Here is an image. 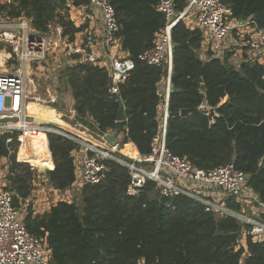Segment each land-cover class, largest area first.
<instances>
[{"label": "trees", "instance_id": "obj_1", "mask_svg": "<svg viewBox=\"0 0 264 264\" xmlns=\"http://www.w3.org/2000/svg\"><path fill=\"white\" fill-rule=\"evenodd\" d=\"M109 1L121 25L117 36L122 50L134 60L135 69L120 85L119 95L110 92L107 70L92 64L67 66L62 81L71 90L81 118L91 117L101 132H124L127 127V141L145 156L151 153L158 132L168 70L150 66L139 56L153 46L166 18L157 9L160 0ZM222 1L232 8L236 19L253 18L264 28V0ZM72 2L74 7L89 4V0ZM177 3L182 10L183 1ZM0 9L11 18L31 19L33 28L41 33L57 24L70 42L87 28L77 27L69 18L66 0H13ZM172 39L167 147L205 170L234 163L248 175V187L264 200V63H233L231 52L222 59L204 60L201 31L184 22L174 27ZM119 100L125 107L124 122L117 119ZM204 102L208 112L181 115L183 109H198ZM47 137L54 163L44 136L43 146L53 168L47 172L49 182L57 191H72L77 144L55 133ZM20 145L17 131L0 136V158L9 161L11 185L7 189L26 201L38 163L34 156L25 158L29 163L19 162ZM106 163L105 181L80 188L81 207L74 201H60L50 211L34 214L29 205L25 225L30 233L46 240L52 264H264V241H253L248 235L250 225L208 212L202 202L186 195L162 197L152 181L146 182L139 197L128 196L129 169L113 160ZM226 202L236 212L243 210L232 198ZM16 203L20 205L17 199ZM258 219L264 222V215ZM244 239L246 246L242 245Z\"/></svg>", "mask_w": 264, "mask_h": 264}, {"label": "built area", "instance_id": "obj_2", "mask_svg": "<svg viewBox=\"0 0 264 264\" xmlns=\"http://www.w3.org/2000/svg\"><path fill=\"white\" fill-rule=\"evenodd\" d=\"M181 1L184 3L182 10L178 9L177 0L159 1L157 9L164 14L166 24L156 34L153 46L139 56L140 61L150 66L167 67L168 70L166 84L162 89L164 101L158 113L159 128L152 141L151 153L142 156L136 145L127 141V127L124 132H119L116 144L112 145L106 136L114 130L101 132L93 119L81 118L74 107H70L66 118L62 119L64 127L54 125V131L49 133L59 134L77 144L73 151L76 164L74 188L105 181L108 174L106 161L113 160L129 169L131 181L127 189L128 196L139 197L146 182L152 181L162 197L186 195L196 199L206 206L208 212L232 216L250 225L248 235L254 242H262L264 222L257 218L264 215V200L250 194L252 190L248 187V175L239 171L234 163L211 170L193 166L186 157L174 154L167 147V131L174 27L184 22L189 28L201 31L202 58L206 61L224 58L231 52L232 42L236 37L239 38L244 46L239 63H264V28H259L253 18L236 19L232 8L222 0ZM66 3L71 14L73 2L66 0ZM75 8L94 10L97 13L102 24L100 35L86 29L70 42L59 25H55L54 29L51 25L47 33H41L33 28L31 19L25 16L11 18L0 9V53L3 55L0 67L4 68L0 70V119H17V124L0 122V136L15 131L26 135L28 127H32L24 110L27 111V102L33 94L30 85L34 84V66H51L54 61L58 63L64 60L67 66L85 63L105 68L111 78L110 92L114 95H119L120 85L126 82L135 69L133 59L129 56L119 57L114 52V49L120 50L122 47L117 36L121 25L112 3L109 0H89L87 6ZM80 34L83 35L80 37ZM62 45L64 49L60 50ZM100 45L102 50L97 54ZM198 110L208 112L210 108L204 102ZM90 125L99 133H94ZM29 132L39 133L36 127ZM7 141L10 143L11 139ZM23 145L21 137L20 147ZM127 146H133L138 154L131 156L123 152ZM230 198L240 204L252 202L253 217L229 208L226 201ZM16 199L20 205H17ZM27 202L28 199L22 201L8 189H0V264H52L46 240L30 233L25 225L27 212L24 204Z\"/></svg>", "mask_w": 264, "mask_h": 264}, {"label": "rangeland", "instance_id": "obj_3", "mask_svg": "<svg viewBox=\"0 0 264 264\" xmlns=\"http://www.w3.org/2000/svg\"><path fill=\"white\" fill-rule=\"evenodd\" d=\"M10 1L13 0H0V5ZM86 11L88 10L85 8L77 9L74 7L72 8L71 14L69 13V18L79 24L86 14L88 15ZM90 12V15L94 18L96 12L94 10H91ZM55 25L57 24H53L52 29L56 27ZM32 31L33 29L31 28V32ZM61 49H64L63 45L60 50ZM52 63L53 64H51V66L43 65L40 68H37L38 66H34L32 72L34 74V84L32 83L30 87H32L33 94L30 96L31 99L27 102V108L28 115L32 121L29 122L31 123V126L36 127L39 133L34 134L29 132L25 135L23 132H19L20 137H22V139L25 137V140L23 147H20V151L17 154L18 161L27 163L28 161H26L25 158L31 159V156H34L35 158L37 157L36 163H38V165H36L38 170L35 180L33 181L31 196L29 197L28 202L24 204L27 213L29 205L32 206L34 214H44L50 211V209L60 201H74L81 207V187H75L72 191L67 190L60 192L51 186L47 177V172L53 168L49 167L48 154L45 146H43L44 136L47 138L49 132L54 131L53 129H55V126L52 122L43 123L45 119L43 112H47L43 110H45L44 108H47L48 112L54 111L59 119L62 120L66 118L65 115L68 114L69 108L74 107V99L71 90L66 87L62 81V74L67 65H65L64 60H62V62L57 63V61H54ZM32 104L35 105L34 108H32ZM40 106H42V108H40ZM64 106H66L67 110H64ZM90 126L94 133H99L92 125ZM119 139H121V136H119ZM31 141H37L39 144L43 143V145H34ZM48 152L53 163L49 144ZM10 185L9 161L6 158H0V189L6 190ZM252 208V202L245 204L244 213L253 217L251 211Z\"/></svg>", "mask_w": 264, "mask_h": 264}, {"label": "crops", "instance_id": "obj_4", "mask_svg": "<svg viewBox=\"0 0 264 264\" xmlns=\"http://www.w3.org/2000/svg\"><path fill=\"white\" fill-rule=\"evenodd\" d=\"M88 11L90 12L91 10H88ZM88 11H86L88 13V15L86 14V16L83 18V20L81 22H79V24L78 23L77 24H78V26L87 25L86 29L93 30L94 32L96 31L100 35V32L102 30L101 19L98 17L97 13H96L95 17L93 18L90 15L91 12L89 13ZM81 35H83V34H80V37H81ZM99 42H101V40ZM99 42H98V44H101ZM232 43H233V47L231 50V53H232L231 61L233 63H239L240 58H241V54L244 51L243 41L236 37V39ZM97 48L99 51L97 54L101 53V50H102L101 45L98 46ZM114 52L119 57H127L128 56V53L123 51L122 49L119 50L118 48H116V49H114ZM163 85L165 86V84H163ZM163 85H162V87H164ZM55 116H57V114H55ZM89 118L92 119L91 117H89ZM250 194L258 197V195L254 191L250 192ZM213 196L215 197V195H213ZM245 204H247V203L242 202V208H243L242 212H244V210H245ZM242 245L246 246V239L242 240Z\"/></svg>", "mask_w": 264, "mask_h": 264}, {"label": "bare ground", "instance_id": "obj_5", "mask_svg": "<svg viewBox=\"0 0 264 264\" xmlns=\"http://www.w3.org/2000/svg\"><path fill=\"white\" fill-rule=\"evenodd\" d=\"M2 62H3V55L0 53V66H1ZM3 69L4 68L0 67V70H3ZM34 107H35V105L32 104V108H34ZM40 108H42V106H40ZM44 109L45 110H43V111H47V112H43V115H45V119H44V122L43 123H45V122H52V123H59V124L62 123V121L59 119V117L58 116H55V112L54 111L48 112V109L47 108H44ZM24 114L27 117L26 119L29 120V121H31V119H30V117L28 115V108H27V111L24 110ZM6 123H8V124H11V123L12 124L13 123L14 124H17V120H15L14 118H9V119H7ZM30 129H32V130H30ZM34 129H35L34 126L28 127V129L26 130L27 131L26 133H29V131H33ZM31 133H33V132H31ZM31 143L34 144V145L35 144H39L37 141H31ZM44 143H45V139H44ZM39 145H43V143L42 144H39ZM123 152L129 153L131 156H136L138 154L137 151L133 148V146H127V147H125L123 149Z\"/></svg>", "mask_w": 264, "mask_h": 264}, {"label": "water", "instance_id": "obj_6", "mask_svg": "<svg viewBox=\"0 0 264 264\" xmlns=\"http://www.w3.org/2000/svg\"><path fill=\"white\" fill-rule=\"evenodd\" d=\"M119 103H120V109L118 111L117 119L119 122H124V121H126L125 107H124L122 100H119ZM197 111H199V110L198 109H183L181 111V115L185 116V115H188L190 113L197 112ZM15 120H17V119H15ZM6 121H7V119H0L1 123H6ZM61 121H62V123H60V124L59 123H53V124L58 125L60 127H64V122H63V120H61ZM118 134H119V131L115 130L114 132H112L111 134H108L106 136V140L109 143H111L112 145H114L117 142ZM261 166L262 167L264 166V160L262 161Z\"/></svg>", "mask_w": 264, "mask_h": 264}]
</instances>
